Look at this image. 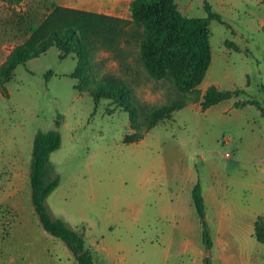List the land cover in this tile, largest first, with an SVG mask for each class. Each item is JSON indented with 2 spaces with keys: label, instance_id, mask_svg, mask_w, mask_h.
<instances>
[{
  "label": "rangeland",
  "instance_id": "obj_1",
  "mask_svg": "<svg viewBox=\"0 0 264 264\" xmlns=\"http://www.w3.org/2000/svg\"><path fill=\"white\" fill-rule=\"evenodd\" d=\"M130 1L0 0V66L56 5L130 19ZM207 1L224 22L210 21L212 58L195 88L150 74L139 50L145 28L133 24L118 35L107 29L106 46H96L83 72H75L77 54L61 58L52 45L0 83V264H78L31 201L38 130L62 135L50 155L60 182L47 207L84 234L95 264H182V240H202L193 184L206 187L215 176L233 204L264 182V0ZM176 2L185 15L207 16L205 0ZM111 81L126 83L129 99H96L93 86ZM211 85L243 92L203 109ZM176 99L188 103L148 127L152 112ZM171 204L184 219L166 214Z\"/></svg>",
  "mask_w": 264,
  "mask_h": 264
},
{
  "label": "trees",
  "instance_id": "obj_2",
  "mask_svg": "<svg viewBox=\"0 0 264 264\" xmlns=\"http://www.w3.org/2000/svg\"><path fill=\"white\" fill-rule=\"evenodd\" d=\"M19 2L21 0H13ZM206 17L188 16L178 8L176 0H131V18L109 15L103 12L56 5L40 25L24 42L18 44L0 66V83L11 78L16 66L45 52L55 45L63 51L61 58L70 53L79 57L75 72H83L90 66V58L96 46L105 45V31L110 28L116 35L125 31L129 24L143 26L146 31L139 42L140 55L148 71L155 77L171 76L182 90L197 87L211 62L209 24L212 19L224 22L220 13L215 12L205 0ZM74 72V73H75ZM76 76V75H75ZM96 99L103 96H118L129 99L130 88L124 82H99L92 88ZM242 89L218 90L211 85L207 88L202 102L206 109L218 102L239 95ZM257 104V101H249ZM188 102L176 99L163 104L153 112L148 127L170 118L177 109ZM245 101L237 100L234 105L241 107ZM133 119L136 113L130 111ZM60 126V121H56ZM62 143L59 129L38 130L33 140L32 158L29 169L31 201L44 229L63 239L73 252L78 264H95L94 256L86 245L84 234L68 225L61 217L53 216L46 204L49 194L59 185L60 177L53 176L50 155ZM193 202L203 218V240L207 249L212 246L208 223L205 219V202L201 183L198 181L192 191ZM256 238L264 243V214L255 221ZM205 264H211L209 257Z\"/></svg>",
  "mask_w": 264,
  "mask_h": 264
},
{
  "label": "crops",
  "instance_id": "obj_3",
  "mask_svg": "<svg viewBox=\"0 0 264 264\" xmlns=\"http://www.w3.org/2000/svg\"><path fill=\"white\" fill-rule=\"evenodd\" d=\"M215 178L213 176L206 187L201 184L205 219L210 230L212 246L207 249L203 240V229L202 240L191 236L184 238L181 248L184 257L180 263L205 264V258L209 257L211 264H264V243L254 234L255 221L258 216L264 214V182L255 186V191L252 190L246 203L241 201L232 204L228 193L223 194L221 191L223 181H216ZM166 214L176 221L184 219L175 213L173 204Z\"/></svg>",
  "mask_w": 264,
  "mask_h": 264
},
{
  "label": "built area",
  "instance_id": "obj_4",
  "mask_svg": "<svg viewBox=\"0 0 264 264\" xmlns=\"http://www.w3.org/2000/svg\"><path fill=\"white\" fill-rule=\"evenodd\" d=\"M226 155H227V156H230L231 154L227 152Z\"/></svg>",
  "mask_w": 264,
  "mask_h": 264
}]
</instances>
